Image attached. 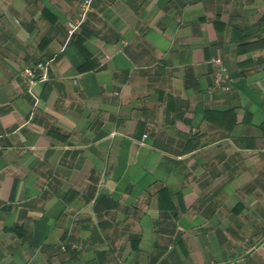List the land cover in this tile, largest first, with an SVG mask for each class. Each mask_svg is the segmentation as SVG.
I'll list each match as a JSON object with an SVG mask.
<instances>
[{"label":"crops","instance_id":"1","mask_svg":"<svg viewBox=\"0 0 264 264\" xmlns=\"http://www.w3.org/2000/svg\"><path fill=\"white\" fill-rule=\"evenodd\" d=\"M84 1L0 0V264H264V0Z\"/></svg>","mask_w":264,"mask_h":264},{"label":"built area","instance_id":"2","mask_svg":"<svg viewBox=\"0 0 264 264\" xmlns=\"http://www.w3.org/2000/svg\"><path fill=\"white\" fill-rule=\"evenodd\" d=\"M92 0H85L82 4L81 19L89 11ZM78 25L69 24L68 36L71 37ZM53 58L45 59L35 64L25 67L21 72V78L25 84L27 94L33 99L34 107L39 103V96L37 90L49 81L50 66ZM211 63L216 67L217 72L213 77V86L221 93H227L232 87V77L228 69L223 64L222 60L213 58Z\"/></svg>","mask_w":264,"mask_h":264}]
</instances>
